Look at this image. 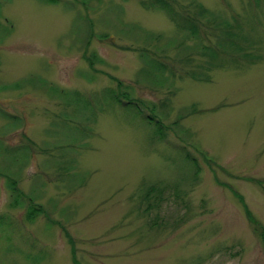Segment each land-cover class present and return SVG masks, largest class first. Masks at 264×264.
Returning <instances> with one entry per match:
<instances>
[{
	"label": "rangeland",
	"instance_id": "374dc122",
	"mask_svg": "<svg viewBox=\"0 0 264 264\" xmlns=\"http://www.w3.org/2000/svg\"><path fill=\"white\" fill-rule=\"evenodd\" d=\"M156 1L0 0V264H264V0H162L250 53L172 85L139 75L195 45Z\"/></svg>",
	"mask_w": 264,
	"mask_h": 264
},
{
	"label": "trees",
	"instance_id": "16d2710c",
	"mask_svg": "<svg viewBox=\"0 0 264 264\" xmlns=\"http://www.w3.org/2000/svg\"><path fill=\"white\" fill-rule=\"evenodd\" d=\"M157 3L161 5L163 9H165L169 15L173 18L178 17L180 20L177 23V28L184 34V40H189L194 42L195 45L189 46L188 44H183L178 46V52H184L187 50H191V54L187 52V56H182L179 60L178 64H174L175 60L172 63L164 62L163 59L157 57L155 54H151L148 50L143 49L141 52V59L144 63V68L140 71V76H146L151 81H161L163 84H173L171 81V77L174 76L176 69L180 71L182 74L181 77L191 78L194 81H206L208 82L209 73L213 70L223 67L225 62H230L232 64H239L241 59L247 60L250 53L244 52V42L248 41L245 33H242L243 27L241 23L233 18L234 21L231 23L228 20H224L221 18H212L213 24L208 29L206 33V29L202 30L201 25L203 22L199 23V15H201V19L211 20L210 14L202 8V6L198 5L197 9L199 12L198 19L195 14L184 12H177L173 7H170L165 1L157 0ZM210 16V17H209ZM207 34V35H206ZM202 36L207 39H203ZM212 37V40H211ZM167 57V56H166ZM197 57V58H195ZM178 58V56H177ZM181 62V63H180ZM165 72H169V76H165ZM130 91L128 90L122 96H125L128 100L126 106L133 107L137 106L132 103L129 98ZM118 102H121L118 99ZM82 113L81 110L78 109L77 113ZM67 117L65 120H70L75 124L77 121L76 115L72 117ZM157 125V123H156ZM70 130V128H69ZM69 132L65 130L64 132ZM71 131V130H70ZM202 156V155H201ZM16 155H12L11 158L15 159ZM205 158V161H209V157L205 153L202 156ZM146 198H161L164 195V187H150L146 191ZM160 199V201H162ZM247 215H250L249 211H246ZM250 218V217H249Z\"/></svg>",
	"mask_w": 264,
	"mask_h": 264
}]
</instances>
